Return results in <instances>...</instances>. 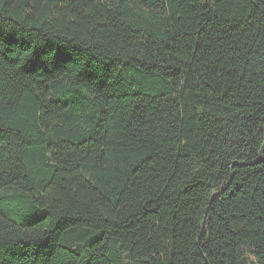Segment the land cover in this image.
Instances as JSON below:
<instances>
[{"label":"trees","instance_id":"trees-1","mask_svg":"<svg viewBox=\"0 0 264 264\" xmlns=\"http://www.w3.org/2000/svg\"><path fill=\"white\" fill-rule=\"evenodd\" d=\"M0 264H264V0H0Z\"/></svg>","mask_w":264,"mask_h":264},{"label":"rangeland","instance_id":"rangeland-1","mask_svg":"<svg viewBox=\"0 0 264 264\" xmlns=\"http://www.w3.org/2000/svg\"><path fill=\"white\" fill-rule=\"evenodd\" d=\"M245 257H246L247 260L250 261V262H253V261H254V260H253V257H252L249 253H246V254H245Z\"/></svg>","mask_w":264,"mask_h":264}]
</instances>
